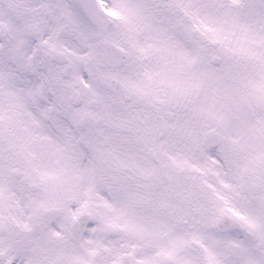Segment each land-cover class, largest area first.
Masks as SVG:
<instances>
[{"label":"snow or ice","instance_id":"1","mask_svg":"<svg viewBox=\"0 0 264 264\" xmlns=\"http://www.w3.org/2000/svg\"><path fill=\"white\" fill-rule=\"evenodd\" d=\"M0 264H264V0H0Z\"/></svg>","mask_w":264,"mask_h":264}]
</instances>
